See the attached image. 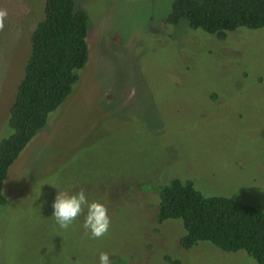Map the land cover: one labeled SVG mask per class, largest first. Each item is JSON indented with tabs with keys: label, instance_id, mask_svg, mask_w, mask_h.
Segmentation results:
<instances>
[{
	"label": "rangeland",
	"instance_id": "rangeland-1",
	"mask_svg": "<svg viewBox=\"0 0 264 264\" xmlns=\"http://www.w3.org/2000/svg\"><path fill=\"white\" fill-rule=\"evenodd\" d=\"M176 0H76L90 58L64 103L10 168L0 264H258L208 242L180 246V221L157 223V187L191 180L206 196L264 211V27L224 39L166 24ZM45 0H0V141ZM103 203L108 231L51 217L57 191ZM40 195V196H39ZM184 234V235H183Z\"/></svg>",
	"mask_w": 264,
	"mask_h": 264
},
{
	"label": "trees",
	"instance_id": "trees-1",
	"mask_svg": "<svg viewBox=\"0 0 264 264\" xmlns=\"http://www.w3.org/2000/svg\"><path fill=\"white\" fill-rule=\"evenodd\" d=\"M76 0H45L44 18L31 35V50L9 111L12 134L0 141V207L10 168L30 141L72 93L78 71L89 61V14ZM187 21L219 39L240 28L264 27V0H176L166 24ZM157 223L180 221V246L208 242L228 252H245L264 264V211L225 196H206L193 181L173 179L157 187Z\"/></svg>",
	"mask_w": 264,
	"mask_h": 264
},
{
	"label": "clouds",
	"instance_id": "clouds-1",
	"mask_svg": "<svg viewBox=\"0 0 264 264\" xmlns=\"http://www.w3.org/2000/svg\"><path fill=\"white\" fill-rule=\"evenodd\" d=\"M51 208V217L60 229L67 230L79 217L83 218V228L94 238L103 236L110 227L106 206L95 200L89 201L83 189L73 193L57 191ZM99 264H113V261L108 253L101 252Z\"/></svg>",
	"mask_w": 264,
	"mask_h": 264
}]
</instances>
